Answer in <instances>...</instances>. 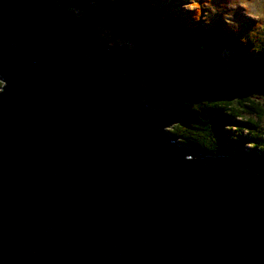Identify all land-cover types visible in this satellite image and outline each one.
Masks as SVG:
<instances>
[{
    "label": "water",
    "instance_id": "water-1",
    "mask_svg": "<svg viewBox=\"0 0 264 264\" xmlns=\"http://www.w3.org/2000/svg\"><path fill=\"white\" fill-rule=\"evenodd\" d=\"M0 8V264H264V173L182 145L141 76Z\"/></svg>",
    "mask_w": 264,
    "mask_h": 264
},
{
    "label": "trees",
    "instance_id": "trees-1",
    "mask_svg": "<svg viewBox=\"0 0 264 264\" xmlns=\"http://www.w3.org/2000/svg\"><path fill=\"white\" fill-rule=\"evenodd\" d=\"M23 1L54 37L94 58L102 69L141 76L154 89L148 104L180 117L170 133L182 145L264 173V131L251 118L264 119L257 98L264 95V43L255 32L246 35L218 14L207 28L192 16L181 20L160 10L152 15L154 0L71 1L83 10L81 19L68 18V0ZM193 4L203 13L204 4ZM6 17L0 8V21ZM102 18L114 40L130 48L110 46L101 37Z\"/></svg>",
    "mask_w": 264,
    "mask_h": 264
},
{
    "label": "rangeland",
    "instance_id": "rangeland-1",
    "mask_svg": "<svg viewBox=\"0 0 264 264\" xmlns=\"http://www.w3.org/2000/svg\"><path fill=\"white\" fill-rule=\"evenodd\" d=\"M69 5L67 7L66 13H68V18L77 17L81 19V16L84 14L83 10L79 6H75L71 1H80V0H68ZM88 2L89 0H83ZM105 3L113 2L114 0H103ZM127 2L129 0H126ZM151 2L150 13L152 15H158V11L172 17L178 16L181 20L192 18L197 19L201 22L204 28H207V25L210 23L208 20L212 18L215 14L220 15L228 23L236 26L242 33L253 35L255 32L257 37L261 39L264 43V0H154ZM200 1L204 4L203 13H198L197 9H193V2ZM91 5H95V0L89 1ZM130 2V1H129ZM153 3V4H152ZM58 5V4H57ZM146 10V9H143ZM80 14V15H79ZM105 18H102L104 20ZM101 20V21H102ZM183 22V21H182ZM191 25V24H190ZM188 26V28L190 27ZM101 37L107 38L110 42V46L113 44H118L131 47V44L121 39L115 41L114 34H112V29L108 25L107 19L102 21L101 24ZM184 32V31H183ZM260 32V33H259ZM254 37V36H253ZM263 37V38H261ZM256 39V38H255ZM225 51V49H224ZM225 57L229 58L227 54H222ZM113 73V72H112ZM119 73V72H115ZM126 74V73H125ZM129 75V74H128ZM145 84V81H144ZM147 86V84H145ZM154 97V95L152 96ZM152 97L146 98L150 100ZM257 98L264 105V95L258 94ZM247 118V116H242ZM252 119L257 120L260 124V130L264 131V119L258 120L255 116ZM171 130V129H170ZM245 133V132H244Z\"/></svg>",
    "mask_w": 264,
    "mask_h": 264
},
{
    "label": "bare ground",
    "instance_id": "bare-ground-1",
    "mask_svg": "<svg viewBox=\"0 0 264 264\" xmlns=\"http://www.w3.org/2000/svg\"><path fill=\"white\" fill-rule=\"evenodd\" d=\"M80 15V14H79Z\"/></svg>",
    "mask_w": 264,
    "mask_h": 264
}]
</instances>
